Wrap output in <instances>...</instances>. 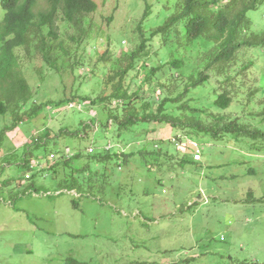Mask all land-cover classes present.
<instances>
[{"label":"rangeland","instance_id":"rangeland-1","mask_svg":"<svg viewBox=\"0 0 264 264\" xmlns=\"http://www.w3.org/2000/svg\"><path fill=\"white\" fill-rule=\"evenodd\" d=\"M94 1L97 10L87 18L92 27L79 47L70 39L72 27L59 21L61 37L49 43L56 70L44 65L37 40L16 51L33 95L22 111L43 107L17 126L10 115L0 116V131L8 128L0 144V264H68L69 258L85 264H264V47L240 51L239 62L249 66L234 79L235 94L227 88L232 99L226 110L214 105L226 86L219 88L213 73L184 100L165 106V114L182 117L187 112L180 107L189 100L206 110L200 118L208 126L224 119L261 132L213 139L185 130L201 146L195 162L194 151L184 154L169 142L183 131L139 123L118 135L112 120L120 115L118 102L81 100L110 94V64L138 45L146 6L142 27L149 38L179 0ZM3 13L0 7V22ZM247 16L252 31L262 32L264 0ZM162 38H149L147 57L124 80L140 103L154 107L165 98L164 86L178 98L189 76L203 73L205 51L213 46L203 39L184 46V29L167 45ZM174 60L181 61L177 72ZM151 69L159 71L146 81Z\"/></svg>","mask_w":264,"mask_h":264},{"label":"trees","instance_id":"trees-1","mask_svg":"<svg viewBox=\"0 0 264 264\" xmlns=\"http://www.w3.org/2000/svg\"><path fill=\"white\" fill-rule=\"evenodd\" d=\"M260 4L261 0H179L175 12L165 20L162 26L153 29L149 38L162 36V43L167 45L173 33L178 36L184 29L186 34L184 46L198 39L212 43L213 46L205 51L203 73H200L197 78L189 76L184 88L180 89L178 98H173L168 87L164 86L165 98L156 107L150 101L140 103L138 92L132 93L124 88L125 77L135 69L137 62L148 54L147 47L150 39L145 37L142 27V22L150 10L146 6L145 13L136 28L138 45L132 52L124 53L110 64V74L106 79L110 94L97 97V100L86 97L81 100L89 101L92 105L118 102L120 115L112 114L118 135L129 133L139 123H166L184 133H186L185 130H192L196 134H210L213 139L221 138L229 133H236L237 136L243 137L261 135L257 129L254 130L237 121L223 124L224 119H218L208 126L200 118V115L206 114V110L191 107L189 100L188 104L184 102L187 108L184 105L180 107V110L187 112L186 115L170 117L164 113L167 104L184 100L188 91L206 83L211 73L221 79L218 81L219 88L226 86V89L217 95L214 101L215 107L220 110L230 107L232 98L227 88L233 87L231 94H235V80L249 66L239 62L240 51L264 47V30L254 33L247 16ZM0 7L4 12L0 22V116L10 115L13 126H17L37 117L43 106H32L28 112L22 111L24 106L32 100L33 95L22 73L16 51L22 48L28 49L33 45V41L37 40L34 48L42 57L44 65L56 70V62L50 55L53 47L49 43H57L61 37L59 21L72 27L75 34L68 38L70 37L76 47H79L92 27L87 18L96 12L97 4L94 0H0ZM58 47H61V43H58ZM65 53L68 55L67 50ZM105 54L106 52L102 56ZM101 60L105 61L104 58ZM179 64L181 61L174 60L170 65L177 72L182 69ZM158 71V69L146 71V81H149ZM172 77L176 78L173 75ZM6 129L8 128L0 131V144ZM67 262L68 264H85L72 258H69Z\"/></svg>","mask_w":264,"mask_h":264},{"label":"built area","instance_id":"built-area-1","mask_svg":"<svg viewBox=\"0 0 264 264\" xmlns=\"http://www.w3.org/2000/svg\"><path fill=\"white\" fill-rule=\"evenodd\" d=\"M170 142L181 151H186L187 149L193 150L195 152L193 156L195 161L201 159L199 145L187 136L177 134L176 136L171 137Z\"/></svg>","mask_w":264,"mask_h":264},{"label":"clouds","instance_id":"clouds-1","mask_svg":"<svg viewBox=\"0 0 264 264\" xmlns=\"http://www.w3.org/2000/svg\"><path fill=\"white\" fill-rule=\"evenodd\" d=\"M178 134V133H177ZM176 134V135H177ZM185 135L184 136H187L188 138H190V139H192V140H194L195 142H197V144L199 145V149H200V144L198 143V141L195 139V138H193L192 136H189V134H186V133H184ZM176 135H174V136H176ZM182 135V134H181ZM173 137V136H172ZM170 139H171V137H170ZM170 139H169V142H170ZM170 144H172L171 142H170ZM173 145V144H172ZM174 146V145H173ZM175 147V146H174ZM178 151H180V152H182V153H187V152H189V151H191V149H187L186 151H181L180 149H178L177 147H175ZM106 150L108 151L109 150V147H106ZM193 151V150H192ZM194 154H195V152H193V156H194ZM200 157H201V149H200ZM193 161H195L194 159H193ZM201 161V159L200 160H198V161H195V162H200Z\"/></svg>","mask_w":264,"mask_h":264}]
</instances>
